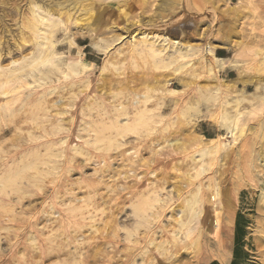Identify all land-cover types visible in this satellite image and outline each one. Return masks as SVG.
Returning a JSON list of instances; mask_svg holds the SVG:
<instances>
[{"label":"rangeland","instance_id":"1","mask_svg":"<svg viewBox=\"0 0 264 264\" xmlns=\"http://www.w3.org/2000/svg\"><path fill=\"white\" fill-rule=\"evenodd\" d=\"M43 1L0 0V40L3 42L0 41V64L2 62L3 65H0V75H2L0 76V264H96L88 262L87 258L93 254L96 255V253L99 254L98 258L100 259L97 264H232L236 250L235 234L238 222L242 234V251L236 264H264V0H175L173 6L177 7L176 9L170 8V12L165 9L164 5L171 0ZM71 1H75V3L72 4ZM30 3L35 6L32 7L33 5ZM178 6H182V8ZM34 8L38 10L35 11ZM54 8L59 9L63 15L61 19H58L60 15L54 12ZM31 19L38 22L37 26L40 27L36 28L34 33H30L31 31L26 28L25 24ZM43 20L44 22H42ZM78 20L79 22H77ZM68 22L71 23L68 25ZM177 23H187V27L180 28L181 24ZM175 24L178 26L176 27ZM55 25L57 26L55 27ZM42 28L44 31L40 30ZM50 29L54 32L52 33ZM50 32L52 37L49 35ZM39 33L43 34V37ZM40 38H43L42 41H44L42 42ZM173 41L179 42L180 46L185 43L186 45L190 44V50L188 52L180 51V46L177 48L172 46ZM44 42L49 47L45 46ZM152 43L157 53L161 51L154 59L146 57L147 50L150 49L148 46ZM168 45L169 47L166 48ZM209 46L215 51L213 56L206 54V48ZM144 48L147 50L145 51ZM25 52H27V56ZM47 53L50 56L48 60ZM140 54L143 56L141 57ZM181 55L184 56L181 57ZM173 58L176 59L175 64L181 67L168 64ZM43 59L44 61H42ZM50 59L51 61H49ZM154 61L157 62L155 63L157 66L167 65L168 67H166L167 70L162 68L157 71L158 83L162 84L160 85L161 89L152 93L150 101L143 105V95L146 93L143 86H149L146 81L151 77L150 75L154 76L155 71L152 72ZM39 63L43 65H39ZM16 66H19V69ZM143 74L144 76H142ZM13 77L18 81H15ZM37 79H41L40 82ZM141 79L143 80L141 81ZM134 80L135 82H133ZM12 81L13 83L15 81L16 84L13 85ZM108 81L109 83H107ZM33 82L37 84L32 86ZM187 83L190 85L186 86ZM116 86L119 88L115 89ZM125 86H128L129 89H126ZM7 88L10 91L5 94ZM107 88L110 91L109 94H107L109 92ZM133 88H141L142 91L139 90L141 91L139 93L135 91L138 95L134 97L126 93V90ZM110 97L112 98L110 99ZM63 103L66 105L61 107L60 105ZM237 104L239 105L237 106ZM143 108L148 110L147 115L152 118L149 120L148 126L137 135L117 137V134L113 133L116 131L115 129L114 131L109 130V127L116 122L119 127L132 122L131 118L136 110ZM188 108L194 110L189 120L185 121L181 109ZM223 108L228 110L224 113L231 120L238 119L240 121L238 125H234V123L231 125V132L227 131V126L221 119ZM50 112L54 115L51 116ZM120 114L127 115L126 117L120 116V118ZM64 118L65 120H63ZM180 120L192 128L187 133L185 132L181 139L195 138L196 140L191 144L192 146L186 147L185 153L170 147L168 141L165 142V136L179 127ZM121 121L123 122L121 123ZM92 123L93 125H91ZM104 126L107 127H105L107 131L111 132H103ZM60 127L63 129L59 130ZM163 131L164 133H162ZM87 132H89L88 135H86ZM109 134L115 138V142L112 141V148L111 145L103 142L106 136H110ZM99 138L103 142L100 143L101 145H99ZM93 140L97 145L95 142L92 143ZM145 144L147 145L145 146ZM157 146L160 147L157 149ZM212 146L216 147V150H220L218 154L202 158L199 153H195L199 148L205 149ZM149 147H152V150ZM143 149L147 154L144 153L145 151L143 152ZM122 150L125 154L123 160L120 155L123 153ZM187 150L190 151L187 152ZM49 152L53 154L51 155ZM99 154L102 155L101 159ZM128 155H130L129 158ZM52 157L53 159H51ZM43 158L45 159L43 160ZM144 158L147 160L145 161ZM148 158L152 162H149ZM102 159L109 163L102 162ZM137 160L142 162L137 163ZM184 162L186 163L184 164ZM149 163L152 165H148ZM202 166L205 169L204 174L193 179V185L188 188L185 184L182 185L184 190L181 198L178 197V193L174 189L180 184V179H185L182 178L181 173L187 172L185 175L188 178L191 177L190 174L194 176ZM29 167L30 169H28ZM142 168H145V171ZM125 169L128 171L123 174ZM146 169H150V172L154 170L158 174L151 172L152 175H150ZM115 171L123 175L120 177L121 174L119 175ZM31 173L32 175H30ZM109 173L115 178L111 177ZM153 174L156 175L153 176ZM162 175H165L166 178ZM171 176L177 179L172 178L171 180ZM167 178L170 182H167ZM89 182L94 185L88 184ZM5 183L6 185H4ZM113 183L116 186L112 185ZM108 184L110 185L108 186ZM79 186L82 188L80 189ZM93 186L95 187L93 188ZM134 187L139 188L134 189ZM169 189L173 191L170 192ZM58 190L60 191L58 192ZM190 190L194 191L191 195H194L198 190L199 195H206L208 204L200 215L199 207H192L193 203L191 205L188 203ZM218 191L220 198L212 200ZM118 193L120 195H117ZM143 196H149L150 201L156 200L157 202L153 201V205L156 204L153 206L154 210L150 209L151 213L148 211L142 216V219L136 212L145 199ZM96 201L98 203L100 201V203L98 204ZM182 206L185 207V213L180 211ZM112 207H116V210H113ZM101 209H106L107 212L104 210V213ZM111 209L112 215L116 216L109 215ZM103 214L106 215L102 217ZM228 214H231L232 221L229 220ZM74 215L75 218H72ZM217 215H219L218 226H216ZM72 219L73 221H71ZM107 223L110 225L109 228ZM75 224L81 225L83 229L77 234L68 229L69 232H72V240L64 239V237L56 238L62 231V227L70 228ZM103 224L105 229H103ZM95 228L99 231H96ZM187 228H190L192 232L186 238ZM100 229L103 230L100 231ZM174 230H178L177 232L180 234ZM108 240L111 242L104 247L101 244L97 248L94 247L97 242H108ZM59 242L63 244L61 255H56L57 253L54 252L46 262L35 263L39 261L38 258H35L36 260L33 258L35 252L41 250L50 252L52 251L48 250L50 247L57 249V245L61 246ZM98 249L99 251H97ZM147 259L149 260L147 261Z\"/></svg>","mask_w":264,"mask_h":264},{"label":"bare ground","instance_id":"2","mask_svg":"<svg viewBox=\"0 0 264 264\" xmlns=\"http://www.w3.org/2000/svg\"><path fill=\"white\" fill-rule=\"evenodd\" d=\"M5 1V0H4ZM9 1V0H8ZM43 1V0H42ZM60 1V0H59ZM84 1V0H83ZM175 0H171V1H166L167 3H165V5H164V7H165V9L167 10V11H169L170 12V8H173L174 6V2ZM29 2V1H28ZM37 2V1H36ZM44 2V1H43ZM63 2H65V1H63ZM70 2V1H69ZM74 3H75V1H73ZM72 1H71V3L72 4H74ZM77 2V1H76ZM81 2H82V0H81ZM165 2V1H164ZM8 2L6 1V4H7ZM32 3H34V2H32ZM32 3H30V4H32ZM163 3V2H162ZM162 3H160V4H162ZM3 4V3H2ZM29 4V3H28ZM58 4V3H57ZM77 4V3H76ZM183 4V3H182ZM33 5V4H32ZM78 6H79V4H77ZM77 5H75V6H77ZM162 5V6H163ZM35 5H33L32 7H34ZM37 6V5H36ZM41 6V5H40ZM77 6V7H78ZM81 6V5H80ZM180 6V5H179ZM178 6V7H179ZM42 7H44L43 5H42ZM84 7V6H83ZM177 7V6H176ZM176 7H174L175 9H176ZM29 8V7H28ZM58 8H59V5H58ZM65 8V7H64ZM179 8H182V6L181 7H179ZM42 9V8H41ZM78 9H80V8H78ZM86 9V8H85ZM161 9V7L159 8V10ZM34 10H35V8H34ZM36 10H38V9H36ZM35 10V11H36ZM43 10V9H42ZM41 10V11H42ZM44 10H47V9H44ZM163 10V9H162ZM30 11H31V9H30ZM48 11H49V9H48ZM52 11V10H51ZM70 11V10H69ZM15 12H17L18 13V11H15ZM50 12V11H49ZM54 12L56 13V14H59L60 15V18H58V19H61L62 18V14H61V12L59 11V9H55L54 8ZM53 12V13H54ZM63 13H64V11H62ZM84 12V11H83ZM83 12H81V13H83ZM86 12H88V11H86ZM176 12V11H175ZM174 12V13H175ZM44 13V12H43ZM46 13V12H45ZM51 13V12H50ZM49 13V14H50ZM54 13V14H55ZM166 13V12H165ZM53 14V15H54ZM69 14V13H68ZM86 14V13H85ZM169 14V13H168ZM167 14V15H168ZM31 15V14H30ZM36 15V14H35ZM34 15V16H35ZM46 15V14H45ZM76 15V14H75ZM178 15V14H177ZM47 16V15H46ZM93 16V15H92ZM119 16H121V15H119ZM123 16V15H122ZM174 16V15H173ZM28 17V16H27ZM26 17V18H27ZM44 17V16H43ZM97 17V16H96ZM169 17H170V15H169ZM168 17V18H169ZM37 18V17H36ZM56 18V17H55ZM94 18V17H93ZM92 18V19H93ZM167 18V17H166ZM33 19H35V18H33ZM45 19H47V18H45ZM75 19V18H74ZM78 19V18H77ZM89 19H90V17H89ZM91 19V20H92ZM97 19V18H96ZM95 19V20H96ZM42 20V19H41ZM84 20V19H83ZM88 20V19H87ZM170 20H171V17H170ZM40 21V20H39ZM59 21H61V20H59ZM76 21V20H75ZM82 21V20H81ZM100 21V20H99ZM41 22V21H40ZM42 22H44V20L42 21ZM47 22V21H46ZM58 22V21H57ZM77 22H79V20L77 21ZM87 22V21H86ZM98 22V21H97ZM182 22V21H181ZM229 22V21H228ZM233 22V21H232ZM37 23L38 22H35L34 20H29L27 23H25L26 24V28L28 29V30H30L31 32L30 33H34L35 32V30H36V28H38L39 26H37ZM54 23V22H53ZM59 23V22H58ZM61 23V22H60ZM63 23V22H62ZM71 22H68V25L70 24ZM99 23V22H98ZM41 24V23H40ZM43 24V23H42ZM51 24V23H50ZM55 24V23H54ZM57 24V23H56ZM65 24V23H64ZM96 24V23H95ZM178 24V23H177ZM177 24H175L176 25V27L179 25V24H181V23H179L178 25ZM48 25H49V21H48ZM60 25V24H59ZM90 25V24H89ZM111 25V24H110ZM174 25V26H175ZM51 26V25H50ZM54 26V25H53ZM57 25H55V27H56ZM173 26V27H174ZM186 28L187 27V23H182L181 25H180V28ZM235 27V26H234ZM40 28V27H39ZM67 28H68V26H67ZM103 28V27H102ZM168 28V27H167ZM166 28V29H167ZM54 29H56V28H54ZM66 29V28H65ZM178 29H179V27H178ZM40 30H43V28L42 29H40ZM39 30V31H40ZM51 30V29H50ZM49 30V31H50ZM100 30V29H99ZM223 30V29H222ZM22 31V30H21ZM38 31V32H39ZM44 31V30H43ZM52 31V33L54 32L53 30H51ZM101 31V30H100ZM175 31V30H174ZM186 31V30H185ZM188 31V30H187ZM227 31V30H226ZM234 31V30H233ZM42 32V31H41ZM47 32V31H46ZM46 32H45V34H46ZM43 33V32H42ZM39 34H41V33H39ZM224 34V33H223ZM22 35V34H21ZM25 35V34H24ZM26 35H27V33H26ZM43 34H41V37H43L42 36ZM50 36H51V32H50V34H49ZM48 35V36H49ZM145 35V34H144ZM3 36V35H2ZM20 36V35H19ZM28 37V36H27ZM36 37V36H35ZM45 37V36H44ZM46 37H47V35H46ZM52 37V36H51ZM144 37V36H143ZM2 38H4V37H2ZM24 38V37H23ZM33 38V37H32ZM50 38V37H49ZM162 38V37H161ZM25 39V38H24ZM23 39V40H24ZM28 39V38H27ZM42 39L43 38H40V40L42 41ZM45 39V38H44ZM229 39V38H228ZM31 40V39H30ZM46 40H48V39H46ZM50 40V39H49ZM51 40H52V38H51ZM50 40V41H51ZM158 40V39H157ZM157 40H155L156 42H157ZM166 40V39H165ZM1 42H2V40H0ZM4 41V40H3ZM16 41V40H15ZM15 41H13V42H15ZM27 41V40H26ZM29 41V40H28ZM35 41H37V40H35ZM39 41V40H38ZM44 41V40H43ZM42 41V42H43ZM145 41H146V38H145ZM149 41V40H148ZM154 41V40H153ZM170 41V40H169ZM169 41H167V42H169ZM8 42V41H7ZM12 42V43H13ZM152 42V41H151ZM160 42V41H159ZM165 42V41H164ZM3 43V42H2ZM18 44L20 43L19 41L17 42ZM16 43V44H17ZM30 43V42H29ZM32 43V42H31ZM38 43V42H37ZM48 43H49V41H48ZM140 43H142V42H140ZM150 43V42H149ZM166 43V42H165ZM171 43V42H170ZM188 43V42H187ZM39 44H40V42H39ZM42 44V43H41ZM51 44V43H50ZM54 44V43H53ZM143 44V43H142ZM146 44H148V43H146ZM156 45H157V43H155ZM158 44H160V43H158ZM163 44V43H162ZM24 44H22V46H23ZM44 45H45V42H44ZM52 45V44H51ZM50 45V46H51ZM145 45V44H144ZM167 45V44H166ZM166 45H164V46H166ZM172 45V44H171ZM15 46V45H14ZM13 46V47H14ZM28 46V45H27ZM42 46V45H41ZM45 46H48V44L47 45H45ZM44 46V47H45ZM172 46H175L176 48H177V46H180V43L179 42H174L173 41V45ZM208 46V45H207ZM5 47V46H4ZM12 47V48H13ZM16 47V46H15ZM24 47H25V45H24ZM24 47H23V50H24ZM49 47V46H48ZM48 47H46V48H48ZM52 47V46H51ZM146 47V46H145ZM157 47H159L158 45H157ZM169 47V45L166 47V48H168ZM175 47H173V48H175ZM190 44L189 45H186V43H185V45H181L180 46V48H181V50L180 51H182L183 52V50H185L186 52H188L189 50H190ZM0 48H1V45H0ZM29 48H31V47H29ZM148 48H150L149 49V51L147 50V49H145L144 48V50L146 51L147 50V55H146V57L147 58H150V57H152L153 59L157 56V54H160V52L159 53H157V50H155L154 49V44L152 43V44H150L149 46H148ZM161 48V47H160ZM175 48V49H176ZM11 49V48H10ZM16 49H18V47H16ZM7 50V49H6ZM27 50V49H26ZM55 50V49H54ZM142 50V49H141ZM143 50V51H144ZM4 51H5V49H4ZM8 51H10V50H8ZM14 51V50H13ZM28 51V50H27ZM43 51V50H42ZM52 51V50H51ZM144 51V52H145ZM7 52V51H6ZM31 52H32V49H31ZM46 52H48V51H46ZM53 52V51H52ZM139 52H140V50H139ZM174 52V51H173ZM182 52H180V53H182ZM205 52V51H204ZM213 52H215L210 46L209 47H207L206 48V54L207 55H210V56H213ZM3 53V52H2ZM26 53V56H27V52H25ZM29 53H30V51H29ZM138 53V52H137ZM176 53H178L177 51H176ZM179 53V54H180ZM18 54V53H17ZM20 54V53H19ZM24 54V53H23ZM37 54V53H36ZM35 54V55H36ZM43 54V53H42ZM139 54V53H138ZM183 54V53H182ZM188 54V53H187ZM8 55V54H7ZM14 55V54H13ZM45 55V54H44ZM55 55H56V53H55ZM205 55V54H204ZM203 55V56H204ZM10 56V55H9ZM23 56V55H22ZM24 56H25V54H24ZM57 56V55H56ZM59 56V55H58ZM65 56H67V55H65ZM71 56V55H70ZM73 56V55H72ZM140 56L142 57L143 56V54H140ZM161 56V55H160ZM179 56V55H178ZM182 56H184V55H181V57ZM209 56V57H210ZM1 57H3V56H1ZM12 57V56H11ZM21 57V56H20ZM19 57V58H20ZM33 57V56H32ZM45 57V56H44ZM48 57H50L49 56V53H47L46 54V58H47V60L49 59ZM52 57H53V55H52ZM80 57V56H79ZM132 57H135V56H132ZM136 57H137V55H136ZM13 58V57H12ZM35 58V57H34ZM39 58V57H38ZM213 58V57H212ZM4 59V58H3ZM15 59V58H14ZM42 59V58H41ZM41 59H37V60H41ZM54 59H56V58H54ZM131 59H135V58H131ZM138 59H139V57H138ZM1 60V59H0ZM21 60V59H20ZM58 60V59H57ZM137 60V59H136ZM135 60V61H136ZM216 60V59H215ZM13 61V60H12ZM11 61V62H12ZM15 61V60H14ZM42 61H44V59L42 60ZM49 61H51V59L49 60ZM60 61V60H59ZM83 61V60H82ZM16 62V61H15ZM37 62V61H36ZM41 62V61H40ZM46 62V61H45ZM44 62V63H45ZM175 62H176V59H170V61L168 62V64H171V65H176L175 64ZM138 63V62H137ZM136 63V64H137ZM155 63H157L156 61H154V67H153V71L152 72H154V76H152V75H150L151 77L146 81V82H148V84H149V86H143V89L144 90H146V93L143 95L144 96V98H143V105H146V103L148 102V101H150V99H151V95H152V93H154L155 91H157V90H160L161 88H160V85H162V84H160V82L158 83V70H162V68H165L166 69V67H168L167 65H164V67L163 66H157V64L155 65ZM166 63V62H165ZM8 64V63H7ZM14 64V63H13ZM40 64H42V63H39V65ZM47 64V63H46ZM80 64V63H79ZM130 64H131V62H130ZM133 64V63H132ZM148 64V63H147ZM0 65H2V62H1V64ZM15 65V64H14ZM32 65V64H31ZM38 65V66H39ZM43 65V64H42ZM41 65V66H42ZM52 65H53V63H52ZM134 65V64H133ZM150 65V64H149ZM187 65V64H186ZM3 66V65H2ZM1 66V67H2ZM24 66V65H23ZM135 66V65H134ZM139 66V65H138ZM145 66V65H144ZM152 66V65H151ZM177 67H181L180 65H176ZM17 67V66H16ZM45 67V66H44ZM169 67H172V66H169ZM176 67V68H177ZM184 67H185V64H184ZM204 67V66H203ZM18 69H19V66L17 67ZM50 68V67H49ZM56 68V67H55ZM55 68H53V69H55ZM59 68V67H58ZM122 68V67H121ZM127 68V67H126ZM136 68V67H135ZM135 68H134V70H135ZM10 69V68H9ZM18 69H16V70H18ZM28 69V68H27ZM37 69V68H36ZM42 69V68H41ZM51 69V68H50ZM81 69H83V68H81ZM128 69V68H127ZM126 69V70H127ZM137 69V68H136ZM150 69H152L151 67H150ZM169 69V68H168ZM178 69V68H177ZM11 70V69H10ZM13 70V69H12ZM31 70V69H30ZM40 70V69H39ZM88 70V69H87ZM89 70H90V68H89ZM167 70V69H166ZM180 70V69H179ZM207 70V69H206ZM3 71V70H2ZM112 71V70H111ZM117 71V70H116ZM124 71V70H123ZM132 71V70H131ZM140 71V70H139ZM143 71H144V69H143ZM176 71H178V70H176ZM181 71V70H180ZM11 73H12V71H10ZM46 72V71H45ZM113 72V71H112ZM118 72V71H117ZM129 72V71H128ZM134 72V71H133ZM146 72V71H145ZM4 73V72H3ZM2 73V74H3ZM41 73V72H40ZM43 73V72H42ZM47 73V72H46ZM62 73H64V72H62ZM62 73H60V74H62ZM131 73V72H130ZM144 73V72H143ZM176 73V72H175ZM8 74V73H7ZM17 74V73H16ZM44 74V73H43ZM109 74H111V73H109ZM132 74V73H131ZM140 74H142V73H140ZM153 74V73H152ZM13 75H15L14 74V72H13ZM41 75V74H40ZM66 75V74H65ZM74 75H76V74H74ZM113 75V74H112ZM124 75V74H123ZM149 75V74H148ZM0 76H2V75H0ZM6 76V75H5ZM20 76V75H19ZM28 76V75H27ZM132 76H134V75H132ZM136 76V75H135ZM139 76V75H138ZM142 76H144V74L142 75ZM46 77V76H45ZM66 77H67V75H66ZM146 77V76H145ZM19 78V77H18ZM23 78V77H22ZM21 78V79H22ZM40 78V77H39ZM56 78V77H55ZM69 78V77H68ZM105 78V77H104ZM8 79V78H7ZM13 79H14V77H13ZM64 79H65V77H64ZM74 79V78H73ZM77 79V78H76ZM109 79V78H108ZM136 79V78H135ZM15 80V79H14ZM31 80V79H30ZM35 80V79H34ZM38 80V79H37ZM39 80H41V79H39ZM38 80V81H39ZM51 80V79H50ZM66 80V79H65ZM103 80V79H102ZM101 80V81H102ZM117 80V79H116ZM115 80V81H116ZM139 80V79H138ZM138 80H136V81H138ZM143 79H141V81H142ZM146 80V79H145ZM155 80H156V82H155ZM161 80V79H160ZM15 81H18V79L17 80H15ZM15 81H14V83H15ZM36 81V80H35ZM43 81V80H42ZM52 81V80H51ZM59 81V80H58ZM107 81V80H106ZM126 81H128V80H126ZM141 81H140V83H141ZM8 82V81H7ZM6 82V83H7ZM11 82V81H10ZM10 82H8V83H10ZM37 82V81H36ZM35 82V83H36ZM40 82V81H39ZM69 82V81H68ZM72 82V81H71ZM105 82V81H104ZM117 82V81H116ZM120 82V81H119ZM131 82V81H130ZM133 82H135V80L133 81ZM155 82V83H154ZM12 83H13V81H12ZM14 83H13V85H14ZM30 83V82H29ZM34 83V82H33ZM35 83L34 84H32V86L33 85H35ZM42 83V82H41ZM44 83H45V81H44ZM107 83H109V81L107 82ZM137 83V82H136ZM162 83V82H161ZM167 83V82H166ZM192 83V82H191ZM194 83V82H193ZM5 84V83H4ZM16 84V83H15ZM37 84V83H36ZM118 84V83H117ZM122 84H123V82H122ZM138 84V83H137ZM165 84V83H164ZM8 85H10V84H8ZM12 85V84H11ZM105 85V87H106V84H104ZM103 85V86H104ZM136 85V84H135ZM151 85V86H150ZM190 84L189 83H187L186 84V86H189ZM2 86H4L3 85V83H2ZM41 86V85H40ZM44 86V85H43ZM43 86H41V87H43ZM120 86V85H119ZM122 86V85H121ZM11 87V86H10ZM85 87V86H84ZM87 87V86H86ZM102 87V86H101ZM117 87L118 86H116V88L115 89H117ZM123 87V86H122ZM122 87H120V88H122ZM126 87V86H125ZM128 87V86H127ZM126 87V89H129V88H127ZM12 88H13V86H12ZM50 88V87H49ZM110 88V87H109ZM119 88V87H118ZM32 89V88H31ZM30 89V90H31ZM50 89H52V87L50 88ZM102 89V88H101ZM106 89V88H105ZM108 89V88H107ZM111 89V88H110ZM133 89H135V90H133ZM133 89H130V90H126V93L127 94H131V95H133V97L134 96H137L138 94L135 92V91H138V93L139 92H141L142 91V89L141 88H133ZM206 89V88H205ZM57 90V89H56ZM131 90H133V91H131ZM139 90H141V91H139ZM10 90L7 88L6 90H5V94H8V92H9ZM27 91V90H26ZM108 91H109V89H108ZM107 91V92H108ZM123 91H124V89H123ZM23 93H24V91H22ZM68 92V91H67ZM103 92H104V89H103ZM106 92V91H105ZM177 92V91H176ZM25 93H27V92H25ZM74 94H75V92H73ZM110 93V91L107 93V94H109ZM114 93V92H113ZM29 94H30V92H29ZM69 94V93H68ZM2 95V94H1ZM18 95H20V94H18ZM22 95V94H21ZM76 95V94H75ZM115 95H117V94H115ZM114 95V96H115ZM4 96V95H3ZM14 96H16V95H14ZM22 96H24V95H22ZM125 96V95H124ZM130 96V95H129ZM140 96V95H139ZM116 97H118V95L116 96ZM115 97V98H116ZM142 97V96H141ZM20 98V97H19ZM24 98V97H23ZM112 97H110V99H111ZM118 98H120V97H118ZM118 98H116L118 101H119V99ZM205 98H207V96H205ZM109 99V100H110ZM133 99V98H132ZM135 99V98H134ZM16 100H17V98H16ZM115 100V99H114ZM116 100V101H117ZM207 100V99H206ZM134 101V100H133ZM136 101V100H135ZM16 102V101H15ZM18 102V101H17ZM44 102V101H43ZM54 102V101H53ZM137 102V101H136ZM95 103V102H94ZM113 103V102H112ZM120 103H121V101H120ZM123 103V102H122ZM238 103V102H237ZM14 104V103H13ZM48 104V103H47ZM115 104V103H114ZM135 104V103H134ZM137 104V103H136ZM54 105V104H53ZM58 105V104H57ZM64 105H66V104H61L60 106L61 107H63ZM111 105V104H110ZM118 105V104H117ZM120 105V104H119ZM126 105V104H125ZM124 105V106H125ZM128 105V104H127ZM141 105V104H140ZM227 104L225 103V106H226ZM239 104H237V106H238ZM3 106V105H2ZM46 106V105H45ZM52 106V105H51ZM59 106V105H58ZM120 106H122V105H120ZM43 107V106H42ZM96 107V106H95ZM103 107V106H102ZM113 107H114V105H113ZM130 107V106H129ZM138 107V106H137ZM148 107V106H147ZM5 108V107H4ZM14 108V107H13ZM12 108V109H13ZM47 108H48V106H47ZM51 108V107H50ZM119 108V107H118ZM121 108V107H120ZM95 109V108H94ZM105 109V108H104ZM116 109V108H115ZM114 109V110H115ZM144 109V108H143ZM143 109H138V110H136V112L134 113V115H133V117L131 118V120H132V122H130V123H127V124H124V125H122L121 127H119L118 125V123L116 122L114 125H112L111 127H109V130H113L114 131V129L116 130V131H114L113 133H115V135L117 134V137L118 136H121V137H126V136H128V135H130V134H138V133H140V131L142 130V129H145L147 126H148V122H149V120L152 118V117H150L149 115H147V111L148 110H143ZM60 110H61V108H60ZM67 110H69L68 109V107H67ZM66 110V111H67ZM120 110V109H119ZM122 110H123V108H122ZM193 110L194 109H191V108H188V109H181V113H182V116H183V118L185 119V121H188L189 120V118H190V116H191V113L193 112ZM234 110V109H233ZM8 111V110H7ZM10 111V110H9ZM37 111V110H36ZM54 111H57L58 112V110H55L54 109ZM101 111V110H100ZM108 111V110H107ZM117 111V110H116ZM224 111H228L227 109H224L223 108V112H222V116H221V119H222V121L224 122V124L227 126L226 128H227V131H229V132H231V125L234 123V125H238L239 124V120L237 119V120H231L228 116H227V114H225L224 113ZM51 112H52V110H51ZM51 112H50V114H51ZM60 112V111H59ZM5 113V112H4ZM55 113V112H54ZM65 113V112H64ZM67 113V112H66ZM65 113V114H66ZM112 113V112H111ZM120 113H122V112H120ZM8 114V113H7ZM53 114V113H52ZM52 114H51V116H52ZM54 115V114H53ZM108 115V114H107ZM111 115V114H110ZM116 115H117V113H116ZM126 115L127 114H120L119 115V117L120 116H122V117H126ZM131 115V114H130ZM118 116V115H117ZM33 117V116H32ZM101 117V116H100ZM99 117V118H100ZM103 117V116H102ZM101 117V118H102ZM129 117V116H128ZM155 117V116H154ZM57 118V117H56ZM68 118V117H67ZM106 118H111V117H106ZM117 118V117H116ZM121 118V117H120ZM103 119H105V117H103ZM114 119V118H113ZM38 120V119H37ZM63 120H65V118L63 119ZM99 120V119H98ZM111 120V119H110ZM121 120V119H120ZM34 121V120H33ZM50 121V120H49ZM97 121V120H96ZM125 121V120H124ZM181 121V120H180ZM234 121V122H233ZM20 122V121H19ZM39 122V121H38ZM53 122V121H52ZM61 122H63V121H61ZM66 122V121H65ZM67 122H68V120H67ZM91 122V121H90ZM101 122V121H100ZM113 122V121H112ZM114 122H115V120H114ZM118 122H120V121H118ZM123 121H121V123H122ZM47 123V122H46ZM103 123V122H102ZM106 123H108V122H106ZM171 123V122H170ZM177 123V122H176ZM45 124V123H44ZM105 124V123H104ZM109 124V123H108ZM61 125H63V124H61ZM91 125H93V123L91 124ZM96 125V124H95ZM179 127L178 126H176V127H178L177 129H174V131L173 132H169L168 133V136H165V142L166 141H168V144H169V146L170 147H174V149H176V150H180V152H182V153H185V150H186V147H188L189 145H191L193 142L195 143L196 142V140H195V138L194 139H190L189 140V138H186V139H184V140H182L181 138V136H183L184 134H185V132L187 133L188 132V130L190 131L192 128L190 127L189 128V125L186 123V122H183V121H181L179 124ZM60 126V125H59ZM58 126V127H59ZM98 126V125H97ZM107 126H109V125H107ZM156 126V125H155ZM18 127V126H17ZM57 127V126H56ZM62 127V126H61ZM61 127H60V129L59 130H62L61 129ZM64 127H66V126H64ZM85 127V126H84ZM88 127V126H87ZM92 127V126H91ZM101 127H102V125H101ZM106 126H104V128H105ZM167 127V126H166ZM86 128V127H85ZM107 128V127H106ZM106 128L105 129H103V132H111V131H107L106 130ZM64 129H66V128H64ZM87 129H89V128H87ZM43 130V129H42ZM86 130V129H85ZM89 130H91V129H89ZM96 130H98V129H96ZM52 131V130H51ZM95 131V130H94ZM154 131V130H153ZM50 132V131H49ZM86 132V131H85ZM91 132H92V130H91ZM228 132V133H229ZM47 133V132H46ZM88 133L89 132H87V134L86 135H88ZM94 133V132H93ZM162 133H164V131L162 132ZM191 133V132H190ZM52 134V133H51ZM103 134V133H102ZM96 135V134H95ZM98 135V134H97ZM108 135V134H107ZM110 136L112 135V134H109ZM188 135V134H187ZM99 136H101L100 134H99ZM110 136L109 137H105V141H103L104 142V144H105V142L107 143V145L109 144V146L111 145V148L113 147V143H112V141L113 142H115V138H113L112 136H111V140H110ZM143 136V135H142ZM145 136V135H144ZM191 136V135H190ZM34 137H35V135H34ZM96 137V136H95ZM94 137V138H95ZM104 137V136H103ZM103 137H101L102 139H103ZM115 137V136H114ZM116 137V138H117ZM120 137V138H121ZM147 137V136H146ZM154 137V136H153ZM189 137V136H188ZM65 138V137H64ZM97 138V137H96ZM101 138H99L98 139V141L101 139ZM139 138V137H138ZM156 138H157V136H156ZM170 140H169V139ZM203 138V137H202ZM38 139H40V138H38ZM37 139V140H38ZM63 139V138H62ZM132 139V138H131ZM134 139V138H133ZM140 139V138H139ZM145 139H147V138H145ZM164 139V138H163ZM96 140V139H95ZM159 141H160V139H158ZM157 140V141H158ZM182 140V141H181ZM191 140H193V141H191ZM64 141V140H63ZM97 141V142H98ZM102 140H100L99 141V145H101L100 143H103V142H101ZM126 141H129V140H126ZM126 141H125V144H126ZM144 141V140H143ZM147 141V140H146ZM89 142V141H88ZM91 142V141H90ZM95 142V144L97 145V143H96V141H94L93 140V142L92 143H94ZM156 142V141H155ZM172 142V143H171ZM57 143V142H56ZM92 143H89V144H92ZM143 143V142H142ZM62 144V143H61ZM131 144V143H130ZM132 144H134V143H132ZM149 144H150V142H149ZM148 144V145H149ZM158 144V143H157ZM55 145V144H54ZM58 145H60V144H58ZM57 145V146H58ZM103 145V144H102ZM127 145V144H126ZM140 145H141V143H140ZM143 145V144H142ZM147 144H145V146H146ZM153 145V144H152ZM160 145H161V143H160ZM202 145V144H201ZM94 146V145H93ZM117 146V145H116ZM134 146V145H133ZM192 146V145H191ZM51 147H52V145H51ZM51 147H50V149H51ZM54 147V146H53ZM100 147H102V146H100ZM106 147V146H105ZM105 147H103V148H105ZM115 147V146H114ZM153 147V146H152ZM152 147L150 148L151 150H152ZM160 147V146H159ZM158 146L156 147L157 149L159 148ZM46 148V147H45ZM108 148V147H107ZM106 148V149H107ZM146 148V147H145ZM155 148V147H154ZM220 149H221V146L219 147ZM47 149V148H46ZM49 149V148H48ZM110 149V148H109ZM132 149V148H131ZM133 149H136L135 147H133ZM53 150V149H52ZM121 150V149H120ZM124 150V149H123ZM121 151V152H123V153H121L120 155H121V157H122V159L121 160H123V158H124V156H125V154H124V151ZM148 150V149H147ZM46 151V150H45ZM133 151V150H132ZM136 151V150H135ZM145 150L143 149V152H144ZM173 151V150H172ZM175 151V150H174ZM188 151H190V150H187V152ZM192 151V150H191ZM220 150H216V147H214V146H212V147H210V148H205V149H201V148H199L195 153H199L200 155H201V157L203 158L204 156H213V155H216V154H218V152H219ZM41 152V151H40ZM51 152V151H50ZM49 152V153H50ZM113 152V151H112ZM130 152V151H129ZM128 152V153H129ZM152 152V151H151ZM192 152H194V151H192ZM49 153H48V156H49ZM58 153V152H57ZM117 153V152H116ZM136 153V152H135ZM144 153H146V151L144 152ZM143 153V154H144ZM148 153H149V151H148ZM194 153V154H195ZM36 154V153H35ZM51 154V153H50ZM53 154V153H52ZM51 154V155H52ZM56 154V153H55ZM122 154H124V155H122ZM138 154V153H137ZM140 154H142V153H140ZM139 154V155H140ZM147 154V153H146ZM188 154V153H187ZM190 154V153H189ZM100 155V154H99ZM119 155V154H118ZM117 155V156H118ZM182 155V154H181ZM184 155V154H183ZM86 156V155H85ZM101 156L102 155H100V159H101ZM104 156V155H103ZM108 156H110V155H108ZM116 156V155H115ZM138 156V155H137ZM148 156H149V154H148ZM187 156V155H186ZM261 156V155H260ZM105 157V156H104ZM111 157V156H110ZM110 157H109V159H110ZM130 157V155H128V158ZM139 157H141V155L139 156ZM143 157V156H142ZM28 158V157H27ZM38 158V157H37ZM40 158V157H39ZM99 158V157H98ZM103 158V157H102ZM112 158V157H111ZM132 158H133V156H132ZM138 158V157H137ZM150 158V157H149ZM149 158H148V160H149ZM186 158V157H185ZM13 159H14V157H13ZM45 158H43V160H44ZM47 159V158H46ZM51 159H53V157L51 158ZM106 159V158H105ZM117 159H118V157H117ZM126 159V158H125ZM143 159V158H142ZM195 159V158H194ZM194 159H192V160H194ZM104 159H102V162H105V161H103ZM111 160V159H110ZM116 160V159H115ZM140 160V159H139ZM144 160H145V158H144ZM147 160V159H146ZM145 160V161H146ZM189 160V159H188ZM10 161V160H9ZM39 161V160H38ZM74 161V160H73ZM101 161V160H100ZM127 161V160H126ZM191 161V160H190ZM114 162V161H113ZM121 163H122V161H120ZM128 162H129V160H128ZM140 162V161H139ZM138 162V160H137V163H139ZM142 162V161H141ZM140 162V163H141ZM148 162V161H147ZM146 162V163H147ZM149 162H152L151 160H149ZM188 162V161H187ZM37 163V162H36ZM67 163V162H66ZM105 163H109V162H105ZM104 163V164H105ZM186 162H184V164H185ZM189 163V162H188ZM187 163V164H188ZM39 164V163H38ZM69 164V163H68ZM123 164V163H122ZM122 164H121V166H122ZM127 164V163H126ZM130 164V163H129ZM184 164H182V165H184ZM51 165H53V164H51ZM77 165V164H76ZM114 165V164H113ZM115 165H116V163H115ZM146 165V164H145ZM148 165H152L151 163H149ZM181 165V166H182ZM50 166V165H49ZM70 166V165H69ZM73 166H74V163H73ZM143 166H144V164H143ZM156 166V165H155ZM176 166V165H175ZM193 166V165H192ZM207 166V165H206ZM28 167V166H27ZM76 166H74V168H75ZM104 167V166H103ZM123 167V166H122ZM122 167H121V169H122ZM128 167V166H127ZM136 167H138V166H136ZM184 167V166H183ZM194 167V166H193ZM52 168V167H51ZM64 168V167H63ZM73 168V169H74ZM80 168V167H79ZM102 168V167H101ZM106 168V167H105ZM117 168V167H116ZM146 168H149V167H146ZM158 168H160V167H158ZM169 168V167H168ZM185 168V167H184ZM192 168V167H191ZM190 168V169H191ZM28 169H30V167L28 168ZM37 169V168H36ZM48 169H50V167H48ZM76 169V168H75ZM112 169V168H111ZM120 169V168H119ZM139 169V168H138ZM144 169V171H145V168H142V170ZM154 169V168H153ZM178 169H179V167H178ZM177 168H175V170H178ZM181 169V168H180ZM78 170V169H77ZM86 170V169H85ZM84 170V171H85ZM126 170V169H125ZM147 170V169H146ZM150 170V169H149ZM149 170H147L148 172H150ZM155 170V169H154ZM154 170L153 171H151V172H153V173H156V172H154ZM186 170V169H185ZM205 169H204V167L202 166V167H200V169L198 170V171H196V174L194 175V176H192L191 174H190V176L191 177H188L187 178V175H185V174H187V172L185 173V174H183V173H181L182 174V178L184 177L185 179L184 180H182V179H180V184L178 185V186H175V188L176 189H174V190H176V193H178L177 194V196L179 197L180 196V198H181V196H182V191L184 190V187L182 188V185H186L187 186V188L189 187V186H191V185H193V179H195V178H198L199 176H201L202 174H204V171ZM31 171V170H30ZM43 171V170H42ZM55 171V170H54ZM60 171V170H59ZM66 171V170H65ZM81 171V170H80ZM79 171V172H80ZM114 171V170H113ZM119 171V170H118ZM128 171V169L126 170V171H124V173L123 174H125V172H127ZM130 171V170H129ZM134 171V170H133ZM144 171L143 172H141L142 174L144 173ZM157 171V170H156ZM160 171V170H159ZM179 171V170H178ZM11 172V171H10ZM14 172V171H13ZM75 172V171H74ZM106 172V171H105ZM104 172V173H105ZM117 174H119L117 171H115ZM130 172H132V170L130 171ZM148 172H146V173H148ZM151 172H150V175H152L151 174ZM180 172V171H179ZM97 173V172H96ZM101 173V172H100ZM104 173H102V174H104ZM107 173V172H106ZM115 173V174H116ZM145 173V174H146ZM41 174V173H40ZM72 174V173H71ZM83 174V173H82ZM116 174V175H117ZM121 174V173H120ZM119 174V175H120ZM123 174H121L120 175V177L123 175ZM128 174H129V172H128ZM131 174V173H130ZM156 174H158V173H156ZM156 174H153V176L154 175H156ZM162 174V173H161ZM166 174V173H165ZM24 175V174H23ZM30 175H32V173L30 174ZM29 175V177H31ZM56 175V174H55ZM68 175H69V173H68ZM84 175V174H83ZM86 175V174H85ZM109 175H111V177H114V176H112V174H110L109 173ZM115 175V176H116ZM135 175V174H134ZM133 175V176H134ZM141 175V174H140ZM149 175V174H148ZM147 175V176H148ZM169 175V174H168ZM12 176V175H11ZM143 176V175H142ZM158 176V175H157ZM165 176V175H164ZM163 175H162V177H164ZM177 176V175H176ZM135 177V176H134ZM137 177H139V176H137ZM141 177V176H140ZM144 177V176H143ZM156 177V176H155ZM159 177V176H158ZM2 178V177H1ZM4 178V177H3ZM6 178V177H5ZM58 178V177H57ZM57 178H55L56 180H57ZM72 178V177H71ZM115 178V177H114ZM131 178V177H130ZM136 178V177H135ZM164 178H166V177H164ZM171 178V180H172V176L170 177ZM178 178H180L179 177V175H178ZM254 178V177H253ZM7 179V178H6ZM5 179V180H6ZM16 179V178H15ZM28 179V178H27ZM31 179V178H30ZM52 179V178H51ZM137 179V178H136ZM168 179V178H167ZM174 179V178H173ZM177 179V178H176ZM176 179H174V180H176ZM55 180V181H56ZM67 180V179H66ZM82 180H84V178H82ZM90 180V179H89ZM88 180V181H89ZM97 180V179H96ZM101 180V179H100ZM145 180V179H144ZM164 180V179H163ZM179 180V179H178ZM81 181V180H80ZM92 183H94L93 182V180H90ZM146 181V180H145ZM165 181V180H164ZM24 182V181H23ZM28 182V181H27ZM39 182H40V180H39ZM60 182V181H59ZM64 182V181H63ZM69 182V181H68ZM71 182H72V180H71ZM75 182V181H74ZM84 182V181H83ZM82 182V183H83ZM86 182V181H85ZM136 182V181H135ZM140 182V181H139ZM167 182H170V180L168 179L167 180ZM37 183V182H36ZM65 183V182H64ZM70 183V182H69ZM92 183H88V184H92ZM164 183V182H163ZM166 183V182H165ZM3 184V183H2ZM30 184V183H29ZM137 184V183H136ZM148 184V183H147ZM155 184V183H154ZM4 185H6V183L4 184ZM38 185V184H37ZM71 185V184H70ZM92 185H94V184H92ZM91 185V186H92ZM102 185V183L100 184V186ZM110 184H108V186H109ZM112 185H115V183H113ZM158 185V184H157ZM176 185V184H175ZM8 186V185H7ZM56 186V185H55ZM73 186V185H72ZM78 186V185H77ZM91 186H88V187H91ZM116 186V185H115ZM114 186V187H115ZM142 186V185H141ZM148 186V185H147ZM64 187V186H63ZM63 187H61V188H63ZM69 187V186H68ZM95 186H93V188H94ZM97 187V186H96ZM126 187V186H125ZM137 187V186H136ZM136 187H134V189L136 188ZM140 187V186H139ZM138 187V188H139ZM155 187H156V184H155ZM173 187H174V185H173ZM193 187V186H192ZM18 188V187H17ZM36 188H37V186H36ZM78 188V187H77ZM79 188H80V186H79ZM82 188V187H81ZM80 188V189H81ZM84 188V187H83ZM92 188V187H91ZM106 188V187H105ZM138 188H136V189H138ZM150 188V187H149ZM158 188H159V186H158ZM170 188V187H169ZM187 188H185L186 190H187ZM191 188V187H190ZM46 189V188H45ZM66 189V188H65ZM68 189V188H67ZM79 189V190H80ZM88 189V188H87ZM86 189V190H87ZM109 189H111V188H109ZM116 189V188H115ZM122 189H124V188H122ZM128 189V188H127ZM131 189V188H130ZM147 189V188H146ZM156 188H154V190H155ZM162 189V188H161ZM195 189V188H194ZM7 190H8V187H7ZM19 190V189H18ZM47 190H48V188H47ZM54 190V189H53ZM69 190V189H68ZM85 190V189H84ZM97 190V189H96ZM108 190V189H107ZM132 190V189H131ZM142 190V189H141ZM160 190V189H159ZM166 190V189H165ZM60 190H58V192H59ZM63 191V190H62ZM61 191V192H62ZM65 191V190H64ZM95 191V190H94ZM109 191V190H108ZM112 191V190H111ZM121 191V190H120ZM126 191V190H125ZM135 191H137V190H135ZM134 191V192H135ZM144 191H146V190H144ZM156 191V190H155ZM169 191H170V189H169ZM171 191H173V190H171ZM170 191V192H171ZM188 191V190H187ZM3 192V191H2ZM49 192V191H48ZM57 192V191H56ZM98 192H101V191H98ZM118 192V191H117ZM132 192V191H131ZM141 192H143V191H141ZM151 192V191H150ZM168 192V191H167ZM206 192V191H205ZM88 193V192H87ZM120 193V192H119ZM117 194V195H120V194ZM123 193V192H122ZM129 193V192H128ZM144 193V192H143ZM147 193V192H146ZM155 193V192H154ZM158 193V192H157ZM162 193H166V192H162ZM169 193V192H168ZM173 193V192H172ZM184 193V192H183ZM186 193V192H185ZM189 193H190V198H188L189 200H188V203L191 205L192 203H193V206L192 207H195V206H198L199 207V215L200 214H202L203 213V211H204V209H205V207H206V205L208 204V201H207V199H206V195H199V190L198 191H196V193L194 194V195H191V193H194V191L193 190H190L189 191ZM58 194V193H57ZM61 194V193H60ZM93 194V193H92ZM91 194V195H92ZM99 194V193H98ZM132 194V193H131ZM135 194V193H134ZM137 194V193H136ZM140 194V193H139ZM138 194V195H139ZM148 194H150V193H148ZM167 194V193H166ZM186 194H188V192L186 193ZM40 195V194H39ZM43 195V194H42ZM45 195L47 196V193H45ZM49 195V194H48ZM50 195H51V193H50ZM87 195V194H86ZM94 195H95V193H94ZM97 195V194H96ZM106 195V194H105ZM116 195V194H115ZM141 195H143V194H141ZM147 195V194H146ZM153 196H154V194H152ZM159 195V194H158ZM157 195V196H158ZM171 195V194H170ZM37 196H38V194H37ZM93 196V195H92ZM107 196V195H106ZM106 196H105V199H106ZM140 196V195H139ZM138 196V197H139ZM145 196V195H144ZM143 196V197H144ZM151 196V195H150ZM164 196V195H163ZM176 196V195H175ZM184 196V195H183ZM40 197V196H39ZM45 197V196H44ZM43 197V198H44ZM49 197V196H48ZM47 197V198H48ZM90 197V196H89ZM137 197V198H138ZM147 197V196H146ZM146 197H144L145 199H144V201L141 203V205L137 208V212H136V214L138 215V216H144L150 209H152L153 208V206L154 205H156V204H154L153 205V203L154 202H157L156 200H152V201H150L149 200V196L146 198ZM166 197V196H165ZM177 197V198H178ZM212 197V196H211ZM38 198V197H37ZM82 198V197H81ZM100 198V197H99ZM116 198H118V197H116ZM115 198V199H116ZM158 198V197H157ZM167 198V197H166ZM170 198V197H169ZM185 198V197H184ZM213 198V197H212ZM220 198V192L218 191V192H216V194H215V196H214V198L212 199V200H214V199H219ZM54 199V201H55V198H53ZM80 199V198H79ZM78 199V200H79ZM92 199V198H91ZM154 199V198H153ZM161 199H163V198H161ZM161 199H159V200H161ZM171 199V198H170ZM176 199V198H175ZM40 200H42L41 198H40ZM77 200V199H76ZM75 200V201H76ZM88 200H90V199H88ZM117 200V199H116ZM211 200V201H212ZM37 201V200H36ZM93 201V200H92ZM105 201V200H104ZM154 201V202H153ZM172 201V200H171ZM183 201V200H182ZM182 201H181V203H182ZM186 201V200H185ZM67 202V201H66ZM78 202V201H77ZM82 202V201H81ZM97 202V201H96ZM102 202V201H101ZM113 202H115L114 200H113ZM112 202V203H113ZM117 202V201H116ZM118 202H120V201H118ZM168 202V201H167ZM35 204H36V202H34ZM33 203V204H34ZM98 203V202H97ZM99 203H100V201H99ZM98 203V204H99ZM136 204H137V202H135ZM164 203H166V202H164ZM164 203H162V204H164ZM172 203V202H171ZM104 204V203H103ZM102 204V205H103ZM135 204V205H136ZM139 204V203H138ZM160 204V203H159ZM187 204V203H186ZM53 205V204H52ZM106 205V204H105ZM111 205V204H110ZM116 206L118 205V203L117 204H115ZM120 205V204H119ZM133 205V204H132ZM135 205H134V207H135ZM181 205V204H180ZM184 205H185V203H184ZM35 206V205H34ZM33 206V207H34ZM36 206H37V204H36ZM54 206V205H53ZM163 206V205H162ZM52 207V206H51ZM114 207V206H113ZM112 207V209L114 210H116V207L115 208H113ZM118 207H120V206H118ZM130 207H132V206H130ZM166 207V206H165ZM30 208V207H29ZM53 208V207H52ZM76 208V207H75ZM102 208H103V206H102ZM162 208V207H161ZM49 209V208H48ZM86 209V208H85ZM112 209L110 210V212H111V214H109V215H112ZM118 209V208H117ZM132 209H134V208H132ZM189 209V208H188ZM190 209H191V207H190ZM262 209V208H261ZM28 210H31V209H28ZM56 210V209H55ZM65 210V209H64ZM101 210H103V209H101ZM105 210V212H107L106 211V209H104ZM104 210L102 211V212H104ZM121 210V209H120ZM120 210H118V211H120ZM123 210H124V208H123ZM153 210H154V208H153ZM156 210H157V208H156ZM163 210H164V208H163ZM35 211V210H34ZM37 211V210H36ZM118 211H117V215H118ZM133 211V210H132ZM152 211V210H151ZM181 212H184L185 211V207L184 206H182V209L180 210ZM60 212H62V211H60ZM101 212V211H100ZM104 212V213H105ZM120 212H122V211H120ZM129 212V211H128ZM127 212V214H129ZM150 212V211H149ZM158 213H159V211H157ZM166 212V211H165ZM175 212V211H174ZM30 213H32L31 211H30ZM29 213V214H30ZM34 213V212H33ZM57 213V212H56ZM63 213H64V211H63ZM62 213V214H63ZM73 213V212H72ZM116 213V212H115ZM132 213V212H131ZM151 213V212H150ZM185 213V212H184ZM58 214V213H57ZM80 214V213H79ZM82 214H83V211H82ZM85 214H87V213H85ZM98 214V213H97ZM153 214V213H152ZM176 214V213H175ZM177 214H178V212H177ZM177 214H176V216H177ZM48 215V214H47ZM60 215V214H59ZM104 215H106V214H103V216L102 217H104ZM115 215V214H114ZM114 215H112V216H114ZM120 215V214H119ZM137 215H136V217H137ZM179 215V214H178ZM34 216H35V214H34ZM81 216V215H80ZM87 216V215H86ZM111 216V218H113ZM116 216V215H115ZM149 216V215H148ZM151 216V215H150ZM153 216H154V214H153ZM188 216V215H187ZM62 217V216H61ZM65 217V216H64ZM77 217V216H76ZM107 217V216H106ZM129 217V216H128ZM127 217V218H128ZM147 217V216H146ZM145 217V218H146ZM191 217V216H190ZM72 218H75V215L74 216H72ZM83 218V217H82ZM176 218V217H175ZM175 218H174V220H175ZM228 218H229V220L230 221H232V217H231V214H228ZM85 219V218H84ZM108 219V218H107ZM106 219V220H107ZM110 219V218H109ZM118 219V218H117ZM123 219H124V217H123ZM129 219V218H128ZM141 219V218H140ZM142 219H143V217H142ZM147 219V218H146ZM177 219V218H176ZM78 220V219H77ZM112 220V219H111ZM114 221H115V219H113ZM121 220V219H120ZM199 220H200V216H199ZM216 226H218V221H219V215H217L216 216ZM40 221V220H39ZM61 221V220H60ZM63 221H64V219H63ZM67 221H68V219H67ZM70 221V220H69ZM71 221H73V219L71 220ZM104 221V220H103ZM122 221V220H121ZM124 221V220H123ZM148 221V220H147ZM162 221V220H161ZM181 221V220H180ZM230 221H229V223H230ZM36 222V221H35ZM75 222H76V220H75ZM81 222V221H80ZM100 222V221H99ZM106 222V221H105ZM108 222V221H107ZM110 222V221H109ZM150 222V221H149ZM174 222V221H173ZM176 222V221H175ZM182 222V221H181ZM63 223H66V222H63ZM68 223V222H67ZM71 223H73V222H71ZM98 223V222H97ZM101 223V222H100ZM111 223V222H110ZM131 223V222H130ZM137 223V222H136ZM183 223V222H182ZM37 224H38V222H37ZM58 224H60V223H58ZM74 224V223H73ZM78 224V223H77ZM112 224V223H111ZM125 224H127V223H125ZM125 224H123V226L125 227ZM62 225V224H61ZM76 225V224H75ZM73 226L72 225V227H70V228H65V227H62V231L59 233V235H57L56 236V238L58 239V238H60V237H64V239H71L72 240V238H73V236H72V232L70 231L69 232V230L68 229H71L74 233H80V231L83 229V227L81 226V225H76V226ZM98 225V224H97ZM107 225H108V223H107ZM120 225V224H119ZM122 225V224H121ZM120 225V226H121ZM129 225V224H128ZM178 225V224H177ZM27 226V225H26ZM71 226V225H70ZM89 226V225H88ZM99 226V225H98ZM105 225L103 224V227H104ZM109 226L110 225H108L107 227L109 228ZM116 226V225H115ZM114 226V227H115ZM158 226V225H157ZM34 227V226H33ZM91 227V226H90ZM100 227V226H99ZM98 227V228H99ZM106 227V228H107ZM35 228V227H34ZM94 228V227H93ZM108 228H107V230H108ZM117 228V227H116ZM167 228V227H166ZM174 228V227H173ZM176 228V227H175ZM61 229V228H60ZM67 229V230H66ZM85 229V228H84ZM96 229V228H95ZM103 229H105V227L103 228ZM103 229H100V231L101 230H103ZM122 229V228H121ZM173 230V229H172ZM176 230V229H175ZM174 230V231H175ZM50 231H52V230H50ZM85 231V230H84ZM96 231H99V230H97L96 229ZM178 231V230H177ZM177 231H175V232H177ZM35 232V231H34ZM38 232H39V230H38ZM106 232H108V231H106ZM105 232V233H106ZM119 232V231H118ZM126 232V231H125ZM171 232V231H170ZM180 232H181V230H180ZM191 230H190V228H187V231L185 232V237L187 238V237H189L190 236V234H191ZM87 233V232H86ZM89 233V232H88ZM97 233H104V232H97ZM104 233V234H105ZM109 233V232H108ZM111 233V232H110ZM128 233V232H127ZM138 233V232H137ZM172 233V232H171ZM22 234V233H21ZM37 234V233H36ZM117 234V233H116ZM177 234H180V233H178L177 232ZM35 235V234H34ZM183 235V234H182ZM77 236V235H76ZM81 236H82V234H81ZM176 236V235H175ZM91 237V236H90ZM103 237L105 238V235H103ZM115 237H116V235H115ZM179 237V236H178ZM15 238V237H14ZM33 238V237H32ZM76 238V237H75ZM77 238H78V236H77ZM122 238V237H121ZM130 238V237H129ZM147 238V237H146ZM82 239V238H81ZM80 239V240H81ZM106 239V238H105ZM115 239V238H114ZM18 240L20 241V239L18 238ZM76 240V239H75ZM94 240V239H93ZM102 240V239H101ZM111 240H112V238H111ZM151 240V239H150ZM153 240V239H152ZM176 240V239H175ZM65 241V240H64ZM85 241V240H84ZM103 241V240H102ZM100 242V243H96V246H95V244H94V247H98V245L99 244H101L103 247L106 245V244H108V243H110L109 242V240H108V242H106V241H104V242ZM129 242H130V239L128 240ZM170 241V240H169ZM28 242V241H27ZM78 242V241H77ZM93 242V241H92ZM75 243V242H74ZM79 243V242H78ZM165 243V242H164ZM171 243V242H170ZM169 243V244H170ZM174 243V242H173ZM29 244V243H28ZM41 244V243H40ZM81 244V243H80ZM87 244H89V243H87ZM159 244V243H158ZM44 245V244H43ZM46 245V244H45ZM59 245H61V246H58L57 245V249H55L56 247H50L48 250H52V251H50V252H48V251H43V250H41V251H38V252H35L34 254H33V258L35 259V258H38V260L39 261H36L35 263H40V262H46L47 260H49L50 259V256L54 253V252H56L57 254L56 255H61V251H63V244H62V242H59ZM148 245V244H147ZM160 245V244H159ZM181 245V244H180ZM101 246V247H102ZM170 246V245H169ZM39 247H40V245H39ZM41 247H43L42 246V244H41ZM61 247V248H60ZM77 247V246H76ZM90 247V246H89ZM112 247V246H111ZM52 248H54V249H52ZM186 248H187V246H186ZM88 249V248H87ZM93 249V248H92ZM111 249V248H110ZM164 249V248H163ZM176 249V248H175ZM79 250V249H78ZM95 250V249H94ZM94 250H93V252H94ZM142 250V249H141ZM146 250V249H145ZM189 250V249H188ZM97 251H99V249L97 250ZM107 251V250H106ZM167 252V251H166ZM148 253V252H147ZM177 253V252H176ZM190 253V252H189ZM92 254V253H91ZM172 254V253H171ZM98 253H96V255L95 254H93L92 256H88L87 258L89 259L88 260V262H92V263H98L99 261H100V259L98 258ZM25 256V255H24ZM74 256V255H73ZM7 257V256H6ZM68 257V256H67ZM146 257H147V255H146ZM65 258H66V256H65ZM115 259V258H114ZM121 259H122V257H121ZM143 259H145V258H143ZM36 260V259H35ZM76 260V259H75ZM83 260V259H82ZM126 260V259H125ZM149 259H147V261H148ZM122 261V260H121ZM138 262V261H137ZM150 262H151V260H150ZM139 263V262H138ZM81 264H83V263H81ZM119 264V263H118Z\"/></svg>","mask_w":264,"mask_h":264},{"label":"trees","instance_id":"3","mask_svg":"<svg viewBox=\"0 0 264 264\" xmlns=\"http://www.w3.org/2000/svg\"><path fill=\"white\" fill-rule=\"evenodd\" d=\"M235 245H236V250L234 254V262L232 264H236L237 260H239L240 253L242 251V239H241V228H240V223L238 222L237 228H236V234H235ZM216 264V263H213Z\"/></svg>","mask_w":264,"mask_h":264}]
</instances>
